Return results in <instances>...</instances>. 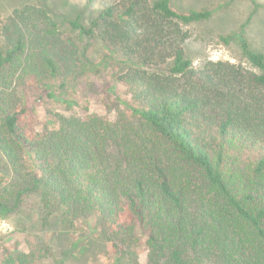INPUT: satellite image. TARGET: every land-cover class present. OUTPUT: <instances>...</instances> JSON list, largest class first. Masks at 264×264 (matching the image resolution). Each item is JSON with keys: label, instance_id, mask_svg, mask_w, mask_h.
<instances>
[{"label": "trees", "instance_id": "trees-1", "mask_svg": "<svg viewBox=\"0 0 264 264\" xmlns=\"http://www.w3.org/2000/svg\"><path fill=\"white\" fill-rule=\"evenodd\" d=\"M59 13L21 7L4 28L0 165L13 179L0 178V218L38 193L45 226L55 218L68 234L83 221L92 236L61 254L5 247L0 264H91L103 249L114 264H140L142 241L145 264H264V53L238 32L222 40L238 42L240 61L195 66L186 27L212 9L180 13L170 0H114L88 20ZM113 67L109 88L127 96L116 120L59 114L35 130L30 99L71 109L62 91Z\"/></svg>", "mask_w": 264, "mask_h": 264}, {"label": "rangeland", "instance_id": "rangeland-1", "mask_svg": "<svg viewBox=\"0 0 264 264\" xmlns=\"http://www.w3.org/2000/svg\"><path fill=\"white\" fill-rule=\"evenodd\" d=\"M114 0H96L91 6L88 0H0V46L6 43L4 28L12 32V22L15 11L25 6H40L47 4L70 19L84 12V17L97 15L100 6L113 2ZM156 1V0H152ZM172 7L180 12L186 13L190 10L212 9V16L204 22L187 26L190 31V39L187 44L189 57L195 66H203L208 61H240L242 50L238 42L232 40L226 44L222 37L242 32L248 40L251 48L264 53V0H170ZM9 24V25H8ZM60 27L65 36L70 37L71 31L67 24L60 20ZM87 44L84 42L82 46ZM95 61H100L103 48L99 44L93 47ZM110 69V68H109ZM118 68L104 72L100 76L90 75L82 78L76 83L70 84L65 96L68 100L76 102L73 108H69L65 102L47 98H33L28 102V119L38 132H42L49 121H56L58 115H86L96 113L99 116L116 120L120 111L125 108L120 102L119 95L126 98L124 91L115 93L110 90L111 76ZM4 176L7 182L13 179L12 171L6 160L0 165V178ZM2 189L7 187V183ZM40 199L38 193H30L24 196L21 208L10 218H0V255L3 248L11 250L28 251L33 245H48L54 253L64 251L74 241H85L92 236L90 225L79 221L77 227L68 234L62 232L57 219L53 218L49 226L43 223L40 215ZM66 247V248H67ZM136 263L145 264L147 248L142 241L133 248ZM91 264H114L113 253L109 249L100 250L97 255H91Z\"/></svg>", "mask_w": 264, "mask_h": 264}]
</instances>
